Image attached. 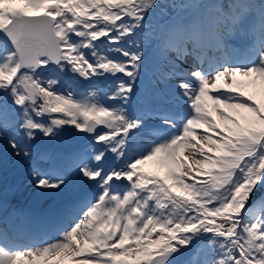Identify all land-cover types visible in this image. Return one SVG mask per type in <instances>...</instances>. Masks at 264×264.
Wrapping results in <instances>:
<instances>
[{
  "label": "snow or ice",
  "instance_id": "6c2138e0",
  "mask_svg": "<svg viewBox=\"0 0 264 264\" xmlns=\"http://www.w3.org/2000/svg\"><path fill=\"white\" fill-rule=\"evenodd\" d=\"M171 7L197 15L157 33L159 0H0V139L29 157L37 133L71 125L100 145L76 163L94 190L57 238L21 244L14 214L0 217V264H264V193L252 199L264 189V0ZM153 41L176 56L172 106L146 141L125 105ZM189 56L190 71L176 62ZM35 176L38 189L67 183Z\"/></svg>",
  "mask_w": 264,
  "mask_h": 264
},
{
  "label": "bare ground",
  "instance_id": "6f19581e",
  "mask_svg": "<svg viewBox=\"0 0 264 264\" xmlns=\"http://www.w3.org/2000/svg\"><path fill=\"white\" fill-rule=\"evenodd\" d=\"M148 109V108H147ZM143 135H141L142 138L144 139H151L149 133L144 129ZM54 142H53V147L48 151V154L46 157H44L47 161L50 160L52 154L54 153V150H56L57 146H69L70 142L68 143L66 141V138L62 134H57L55 136H52ZM92 141H95L94 139ZM0 147L1 148H6L5 151H0V163L2 165V173L0 174V177L7 183V181L10 178V184L13 181V179L16 176V173L21 170V167H26L28 165L32 166V160L33 156V150H36V146L30 142V150H31V155L29 157H17L15 156L10 149L7 148L4 140L0 139ZM72 149H67L65 148V155L67 163L69 164L68 167V176L66 178V185L62 188L61 191L55 192L52 191V194L49 197L44 196V192L48 190H42L38 189L35 187V179L32 183H27L25 181L27 175H32L33 170L32 167L30 166L27 170L23 171V178L24 182L21 180L20 184L17 186L16 189H14L11 192L5 193V191H9V189H1V193L3 195H8L6 199L9 198L8 203H5V208L4 210H13L16 209V206L18 207L15 211V217L18 220L17 225L21 229L22 236L24 237L26 233L30 232V228L34 227L35 224L37 223L38 220V214L40 213L41 209L45 206H50V205H58L60 207L61 213H58L56 216V219L53 222V225L51 227L50 232L52 234L58 233L61 230V227L63 228V225L66 224V219H72L73 217H76L77 214L76 212L78 211V205L79 202L82 200H85L88 195H91L92 191L94 190V186L92 185L91 188L88 190V192H83L82 197L77 199L75 197V193L79 190L85 189L89 183H82L78 178V173L76 171V163L78 162L79 155H80V148L77 144L72 143ZM94 147H100V145L96 144ZM111 156V155H110ZM111 159V157H110ZM45 166H40V168H44ZM53 177V176H52ZM75 191L74 193H72ZM29 196V197H28ZM29 199H35V205L33 207H28L25 205V201ZM20 202H22L21 205ZM73 203L75 204V208L71 210L69 208V204ZM4 210L0 211V217H3ZM4 225L0 223V227H3ZM22 236L19 240V243L24 244V242L21 240Z\"/></svg>",
  "mask_w": 264,
  "mask_h": 264
},
{
  "label": "rangeland",
  "instance_id": "374dc122",
  "mask_svg": "<svg viewBox=\"0 0 264 264\" xmlns=\"http://www.w3.org/2000/svg\"><path fill=\"white\" fill-rule=\"evenodd\" d=\"M182 1L185 2L186 0H182ZM159 2H160V4L162 6H164V4H163V2L161 0H159ZM204 2L213 3V2H215V0H204ZM173 3L180 4L181 2L179 0L172 1L170 3V9L168 8L169 9L168 13L171 12V10H174L171 7V5ZM190 3H195V0H188L184 4H190ZM168 9L165 7L164 11H166ZM176 13H179V14L177 15ZM196 15H197L196 10L192 9V8H187V9H185L183 11H181L179 9V11L173 12L169 16L167 15V13H164V12H161V11L155 12L151 16L150 21H149L151 27H150V29H146V32L155 31V32L159 33L160 31L165 30L168 26H170V25H172L174 23L183 21L186 18H195ZM231 43H234L235 46L239 47L243 43V38L238 37L235 40L231 41ZM145 47L148 49V55H147V58H146V61H145L147 63V65H148V67L152 71L159 72V73L162 74V76L160 78V80H161V82H160L161 88L159 87V85H156V84L153 83L154 81H153V77L151 76V73H148V72H146L143 69L142 74L139 77L138 82L136 83V90H135V92L133 94H136L140 90V92L144 93L145 99L147 101H149V102H147L146 104H144L142 102H139L140 105H138L137 108H139V106H147L149 108L153 107L154 109L157 108V107L154 106L153 102L151 101L148 92L147 91H145V92L143 91V88L141 87L142 83H146L147 85H149L150 88L156 93V96L154 98L156 99V101L158 103L164 102L163 103L164 106L166 105L167 107H170V106H172V101H168L167 98L170 96V93H171V82L166 79L167 72H164L163 70L161 71V69H167L169 66H171V61L175 59L176 54L174 52H167V51L160 52V51H158L157 48H156L155 41H153L151 43V45H149L146 42ZM176 62L181 67L187 68L189 71L194 66L193 65V57L192 56L187 57L185 60H181V61L179 60V61H176ZM164 98H166V99L164 100ZM143 119L145 120V126L148 125V124H154V123L158 122V121L155 120V118H143ZM66 130H68V129H63V130L59 131L58 134H62V135L65 136ZM72 130H75V129H72ZM197 131L199 132L201 130H197ZM141 135H143V134H141ZM142 139H144V138H142ZM44 140H45L44 136H42L40 134H37V138L34 141H32L31 143H33L36 146V150L49 149V148H47L45 146ZM144 140L149 141L147 139H144ZM66 141H67V139H66ZM67 142L69 143V141H67ZM69 144H70L69 146H57L56 150H54L55 152L51 156V159L48 162L45 161V160L40 161L42 163L41 165L57 164L59 166H63V163L67 162L66 158H64V157H66L65 148L67 149V151L69 149H72V147H71L72 146V142H70ZM75 144H77L79 146L80 153H82V152L83 153H85V152L86 153H91V151H92V148L85 147V144H82V143H75ZM145 171H156V168H155L154 165L149 164V165L145 166ZM9 181H10V178H9ZM42 190L43 189H41V191ZM74 192L75 191H73L72 193H74ZM79 192H80V190L77 191V193H79ZM260 193L261 194L264 193V189ZM260 195H257V196L254 195V197H252V199L256 200V198L259 197ZM76 197L79 198L77 194H76ZM78 212H79V209L76 212L77 215H78ZM74 218L75 217H73L72 219H66L67 223L63 225V228L65 227V225L68 224L69 221L73 220ZM61 229H62V227H61ZM30 230L33 231L34 227H31ZM58 233L52 234L51 235V239L57 238Z\"/></svg>",
  "mask_w": 264,
  "mask_h": 264
},
{
  "label": "water",
  "instance_id": "95a60500",
  "mask_svg": "<svg viewBox=\"0 0 264 264\" xmlns=\"http://www.w3.org/2000/svg\"><path fill=\"white\" fill-rule=\"evenodd\" d=\"M67 137L69 139H71L73 141H77V142H86L92 138V136L90 134L75 132L72 130L67 132ZM48 144H52L51 139L48 140Z\"/></svg>",
  "mask_w": 264,
  "mask_h": 264
},
{
  "label": "trees",
  "instance_id": "16d2710c",
  "mask_svg": "<svg viewBox=\"0 0 264 264\" xmlns=\"http://www.w3.org/2000/svg\"><path fill=\"white\" fill-rule=\"evenodd\" d=\"M262 190H263V189H259V190H257L253 195L260 193Z\"/></svg>",
  "mask_w": 264,
  "mask_h": 264
},
{
  "label": "flooded vegetation",
  "instance_id": "af4514ba",
  "mask_svg": "<svg viewBox=\"0 0 264 264\" xmlns=\"http://www.w3.org/2000/svg\"><path fill=\"white\" fill-rule=\"evenodd\" d=\"M86 87L89 89L88 85H86ZM106 105H110V104H106ZM112 106V105H111Z\"/></svg>",
  "mask_w": 264,
  "mask_h": 264
}]
</instances>
